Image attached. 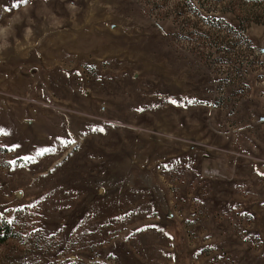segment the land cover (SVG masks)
<instances>
[{"label": "rangeland", "instance_id": "1", "mask_svg": "<svg viewBox=\"0 0 264 264\" xmlns=\"http://www.w3.org/2000/svg\"><path fill=\"white\" fill-rule=\"evenodd\" d=\"M0 227V264H264V2L0 0Z\"/></svg>", "mask_w": 264, "mask_h": 264}, {"label": "trees", "instance_id": "2", "mask_svg": "<svg viewBox=\"0 0 264 264\" xmlns=\"http://www.w3.org/2000/svg\"><path fill=\"white\" fill-rule=\"evenodd\" d=\"M245 1H247V2H258V3H262V2H264V0H245ZM240 36H241V38H244V39H245L246 43H248L249 40H247L246 37H244L243 35H240ZM241 43L243 44L244 42L241 41ZM6 227H8L7 230H10V228H9L8 225H7ZM7 230H6V231H7ZM2 232H3V229L0 227V241H5L7 238L10 237V235H9L8 232H5V233H3V234H2Z\"/></svg>", "mask_w": 264, "mask_h": 264}, {"label": "snow or ice", "instance_id": "3", "mask_svg": "<svg viewBox=\"0 0 264 264\" xmlns=\"http://www.w3.org/2000/svg\"><path fill=\"white\" fill-rule=\"evenodd\" d=\"M18 3H27V0H18ZM14 7L17 5H13ZM173 103H175V101H173Z\"/></svg>", "mask_w": 264, "mask_h": 264}]
</instances>
